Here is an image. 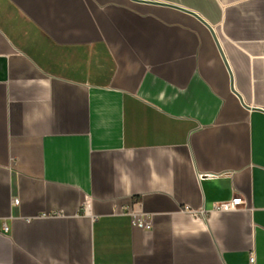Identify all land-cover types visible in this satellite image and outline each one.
<instances>
[{"label": "crops", "instance_id": "crops-1", "mask_svg": "<svg viewBox=\"0 0 264 264\" xmlns=\"http://www.w3.org/2000/svg\"><path fill=\"white\" fill-rule=\"evenodd\" d=\"M0 264H264V0H0Z\"/></svg>", "mask_w": 264, "mask_h": 264}, {"label": "built area", "instance_id": "built-area-1", "mask_svg": "<svg viewBox=\"0 0 264 264\" xmlns=\"http://www.w3.org/2000/svg\"><path fill=\"white\" fill-rule=\"evenodd\" d=\"M247 201L242 198L241 196H235L231 200L224 201L219 203L215 209L217 210H234L239 208L240 206H246ZM132 218V225L136 228H140L143 230H150L153 228V220L150 216H147L144 213L136 212V211H130L129 212ZM251 262L255 261V256L252 255L250 258Z\"/></svg>", "mask_w": 264, "mask_h": 264}, {"label": "water", "instance_id": "water-1", "mask_svg": "<svg viewBox=\"0 0 264 264\" xmlns=\"http://www.w3.org/2000/svg\"><path fill=\"white\" fill-rule=\"evenodd\" d=\"M192 13V12H191ZM193 15H195L196 17H198L199 19H200V17L197 15V14H194V13H192ZM201 20V19H200ZM204 22V21H203ZM205 23V22H204ZM206 24V23H205ZM207 25V24H206ZM208 26V25H207ZM210 27V26H209ZM210 29H211V31H212V33H213V29L210 27ZM213 35H214V38H215V40H216V42L218 43V39H217V37H216V35L213 33ZM218 46H219V44H218ZM221 51V50H220ZM221 53H222V56H223V58H224V61H225V63H226V65L228 66V63H227V60L225 59V57H224V55H223V52L221 51ZM228 68H229V66H228ZM232 90L235 92V90H234V88H233V85H232ZM237 93V92H236Z\"/></svg>", "mask_w": 264, "mask_h": 264}]
</instances>
